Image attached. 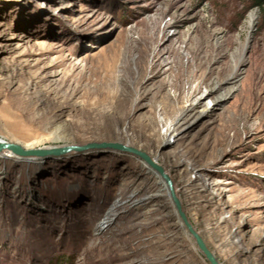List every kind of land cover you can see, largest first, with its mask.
Listing matches in <instances>:
<instances>
[{
  "label": "rangeland",
  "instance_id": "rangeland-1",
  "mask_svg": "<svg viewBox=\"0 0 264 264\" xmlns=\"http://www.w3.org/2000/svg\"><path fill=\"white\" fill-rule=\"evenodd\" d=\"M0 137L154 155L221 264H264V8L0 0ZM181 224L166 180L133 153L0 154V264H210Z\"/></svg>",
  "mask_w": 264,
  "mask_h": 264
},
{
  "label": "water",
  "instance_id": "water-1",
  "mask_svg": "<svg viewBox=\"0 0 264 264\" xmlns=\"http://www.w3.org/2000/svg\"><path fill=\"white\" fill-rule=\"evenodd\" d=\"M96 148L99 149L110 148V149L133 153L139 156L141 159H143L153 169H155L167 182L171 198L174 202L178 216L180 218V221L183 225L185 232H187V234L192 238L193 242L204 254V256L210 262V264H221L220 260L215 255V253L210 249V247L208 246L207 242L205 241L201 233L195 228V225L191 222L189 216L185 211V207L181 198L175 191L174 183L169 177V175L166 173L164 167L161 164L155 162L147 152L136 149L130 145H126L121 142L101 141V142H91L86 144H67L63 146L25 148L19 143L0 140V150L10 149L15 154L21 156L59 155L71 151L82 152L88 149H96Z\"/></svg>",
  "mask_w": 264,
  "mask_h": 264
},
{
  "label": "bare ground",
  "instance_id": "bare-ground-1",
  "mask_svg": "<svg viewBox=\"0 0 264 264\" xmlns=\"http://www.w3.org/2000/svg\"><path fill=\"white\" fill-rule=\"evenodd\" d=\"M258 15H259V14H258L257 11H251V12H250V14H249V25L252 26L253 22H254L255 19L258 17ZM157 56H158V61H161L160 66H162L163 62L165 61L164 59H162V58H163V56H162V52L159 51ZM163 60H164V61H163ZM238 71H239V68H237V66H236L235 70L232 72V74H231V75L229 76V78H228V81H229V82H231V83H235V82H236L237 77H238ZM219 87H220L219 83H216L213 87H211V88L209 89L210 94H215V93H216L215 91H217V89H218ZM224 96H225V95H221V96L217 97L216 100H219V99L223 98ZM176 99H177V102L181 104L182 99L180 98L179 95L176 97ZM168 131H169V133H170L171 135H174V134L176 133V127H175V125L172 126ZM0 140H3V138L0 137ZM3 141H5V140H3ZM127 145H128V143H127ZM25 148H26V147H25ZM0 154H1L2 156L6 157V158H19V157H22L21 155L15 154V153L12 152L10 149H2V150H0ZM149 156H150L155 162L161 164V165L164 167L166 173L169 175V177H170L171 180H172V176H171V174H170V170H169V168H168L167 166L163 165V164L160 162L159 158H157L156 156H154V155H149ZM23 157L29 158L30 160H34L35 157H40V156H38V155H28V156H23ZM26 160H28V159H26ZM162 178H163V177H162ZM172 181H173V180H172ZM173 183H174V182H173ZM174 188H175L176 193L178 194V191H177V189H176V185H175V184H174ZM121 202H122V199H117L116 201H114V207L119 206V205L121 204ZM112 218H113V210L107 211V213H106L105 215L102 216V218H101V220H100V222H99V226H98L99 229H101L102 226H103L104 224H107V223L111 222ZM181 226L183 227L182 224H181ZM186 234H187V232H186ZM187 235H188V234H187ZM188 236H189V235H188ZM189 237H190V236H189ZM190 238H191V237H190ZM191 239H192V238H191ZM192 241H193V240H192Z\"/></svg>",
  "mask_w": 264,
  "mask_h": 264
},
{
  "label": "trees",
  "instance_id": "trees-1",
  "mask_svg": "<svg viewBox=\"0 0 264 264\" xmlns=\"http://www.w3.org/2000/svg\"><path fill=\"white\" fill-rule=\"evenodd\" d=\"M254 6H258L261 9L264 8V0H250Z\"/></svg>",
  "mask_w": 264,
  "mask_h": 264
}]
</instances>
